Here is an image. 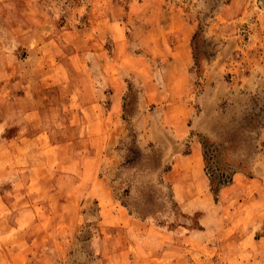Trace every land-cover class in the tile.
<instances>
[{
	"label": "rangeland",
	"instance_id": "1",
	"mask_svg": "<svg viewBox=\"0 0 264 264\" xmlns=\"http://www.w3.org/2000/svg\"><path fill=\"white\" fill-rule=\"evenodd\" d=\"M0 264H264V0H0Z\"/></svg>",
	"mask_w": 264,
	"mask_h": 264
}]
</instances>
